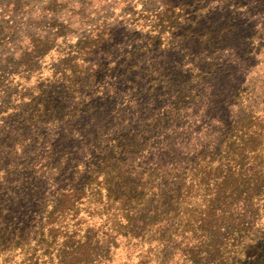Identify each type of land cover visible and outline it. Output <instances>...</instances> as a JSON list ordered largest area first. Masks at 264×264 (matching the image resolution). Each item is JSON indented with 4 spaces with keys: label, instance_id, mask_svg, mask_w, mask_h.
I'll return each instance as SVG.
<instances>
[{
    "label": "trees",
    "instance_id": "obj_1",
    "mask_svg": "<svg viewBox=\"0 0 264 264\" xmlns=\"http://www.w3.org/2000/svg\"><path fill=\"white\" fill-rule=\"evenodd\" d=\"M182 12L0 0V264H264V107L236 96L238 113L187 156L157 147L178 108L160 106L176 86L158 56L190 32ZM25 168L52 199L16 227L2 192Z\"/></svg>",
    "mask_w": 264,
    "mask_h": 264
},
{
    "label": "rangeland",
    "instance_id": "obj_2",
    "mask_svg": "<svg viewBox=\"0 0 264 264\" xmlns=\"http://www.w3.org/2000/svg\"><path fill=\"white\" fill-rule=\"evenodd\" d=\"M172 2L182 5L178 20L190 32L182 37L175 32L166 35L165 50L158 56L167 75L166 85L176 86L173 94L159 99L160 106L177 102L178 108L166 125L169 136L159 137L157 147L183 150L185 154L176 156L183 158L207 143L230 115L238 113L244 99L239 101L236 96L250 98L246 106L264 107V0ZM154 106L157 104L151 102L150 115ZM85 148L79 142L72 144L73 155L68 158H80ZM10 181L11 191L2 192L9 222L25 227L39 221L41 206L52 199L48 181L33 177L28 168L15 170Z\"/></svg>",
    "mask_w": 264,
    "mask_h": 264
}]
</instances>
